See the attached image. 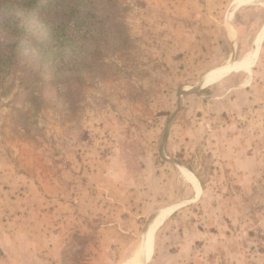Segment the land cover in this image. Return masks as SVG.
<instances>
[{
  "label": "rangeland",
  "instance_id": "obj_1",
  "mask_svg": "<svg viewBox=\"0 0 264 264\" xmlns=\"http://www.w3.org/2000/svg\"><path fill=\"white\" fill-rule=\"evenodd\" d=\"M102 4L89 33L61 37L53 68L27 45L30 67L0 83L1 153L88 224L62 264H264V0L243 14L233 76L207 86L146 0ZM15 7H0V44ZM105 221L131 232L95 241Z\"/></svg>",
  "mask_w": 264,
  "mask_h": 264
},
{
  "label": "crops",
  "instance_id": "obj_2",
  "mask_svg": "<svg viewBox=\"0 0 264 264\" xmlns=\"http://www.w3.org/2000/svg\"><path fill=\"white\" fill-rule=\"evenodd\" d=\"M146 2L157 11L165 36L180 40L174 51L183 54L187 64L195 63L199 69L205 68L201 85L216 84L233 76L239 66L232 62L233 56L241 47L240 40L247 30L241 29L240 24L243 14L252 9L251 0ZM255 58L256 54L245 63V71ZM66 207L62 196L43 194L29 180L16 174L0 151V264H62L63 260H68L64 257L65 248L73 234L77 230H87L88 224ZM93 212L109 218L103 209L91 208L89 213ZM162 219L152 221V232ZM125 225L128 224L120 221L101 222L98 236L102 237L95 241H103L107 234L130 233V224L128 228ZM146 230L149 234L150 230ZM146 241L144 239V245Z\"/></svg>",
  "mask_w": 264,
  "mask_h": 264
},
{
  "label": "trees",
  "instance_id": "obj_3",
  "mask_svg": "<svg viewBox=\"0 0 264 264\" xmlns=\"http://www.w3.org/2000/svg\"><path fill=\"white\" fill-rule=\"evenodd\" d=\"M1 6L18 7L20 17L11 27L12 41L0 44V83L9 75L30 67L31 55L22 54L27 45H32L37 57L40 55L41 69L53 68V48L63 44L61 37L69 40L65 37L72 33V27L83 34L89 33L96 23L93 21L107 12L102 0H0Z\"/></svg>",
  "mask_w": 264,
  "mask_h": 264
},
{
  "label": "water",
  "instance_id": "obj_4",
  "mask_svg": "<svg viewBox=\"0 0 264 264\" xmlns=\"http://www.w3.org/2000/svg\"><path fill=\"white\" fill-rule=\"evenodd\" d=\"M145 254H146V251H145V245H144V241L142 243V246H141V250H140V261H144L145 260Z\"/></svg>",
  "mask_w": 264,
  "mask_h": 264
},
{
  "label": "bare ground",
  "instance_id": "obj_5",
  "mask_svg": "<svg viewBox=\"0 0 264 264\" xmlns=\"http://www.w3.org/2000/svg\"><path fill=\"white\" fill-rule=\"evenodd\" d=\"M193 184H195L194 182H193ZM152 224H153V222H149L148 224H147V226H146V229H151V226H152ZM148 231V230H147ZM136 261V260H135Z\"/></svg>",
  "mask_w": 264,
  "mask_h": 264
}]
</instances>
